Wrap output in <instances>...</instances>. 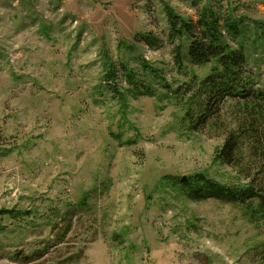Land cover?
<instances>
[{"label": "rangeland", "instance_id": "obj_1", "mask_svg": "<svg viewBox=\"0 0 264 264\" xmlns=\"http://www.w3.org/2000/svg\"><path fill=\"white\" fill-rule=\"evenodd\" d=\"M210 6L238 20L264 86V0H0V264L256 262V204L193 200L181 186L244 182L214 157L233 101L204 125L196 104L189 125L192 92L175 94L212 64L177 68L165 8L196 22ZM143 65L168 89L156 79L153 96L139 93L152 79Z\"/></svg>", "mask_w": 264, "mask_h": 264}, {"label": "trees", "instance_id": "obj_2", "mask_svg": "<svg viewBox=\"0 0 264 264\" xmlns=\"http://www.w3.org/2000/svg\"><path fill=\"white\" fill-rule=\"evenodd\" d=\"M165 15L167 39L173 45L172 57L177 68L181 70L185 63L195 66L212 64L202 79L193 75L187 83H183V89L181 86L175 89L178 98H183L186 91L192 92L189 100L194 102H190L183 119L191 125L192 114L198 105L200 115L195 122L204 125L207 122L206 112L212 105L216 104L219 108L225 99L233 101L234 127L226 128L214 157L220 164L233 168L244 181L220 185L207 179H197L181 183V186L193 200L212 198L248 208L255 203L256 211L264 220V86H255V76L248 67L249 58L245 51L247 40L241 36L238 20L229 14H221L211 6L198 11L196 22L168 8H165ZM225 35L231 38V44ZM143 38L148 39L144 35ZM142 67L153 81L136 87L139 93L153 96L156 79L162 81V84L158 83L162 88L168 89L157 70L147 65ZM109 71L105 75L112 81L115 74L112 69ZM125 76L131 86H136L131 71L126 70ZM214 112L212 115L216 114ZM220 125L223 122L215 120L212 123L214 128ZM256 255L258 259L253 264H264V243Z\"/></svg>", "mask_w": 264, "mask_h": 264}, {"label": "water", "instance_id": "obj_3", "mask_svg": "<svg viewBox=\"0 0 264 264\" xmlns=\"http://www.w3.org/2000/svg\"><path fill=\"white\" fill-rule=\"evenodd\" d=\"M184 181V179H182V182Z\"/></svg>", "mask_w": 264, "mask_h": 264}]
</instances>
